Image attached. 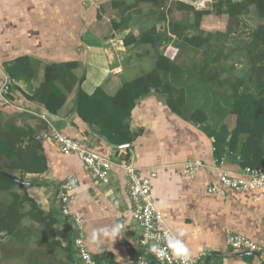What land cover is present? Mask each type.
Masks as SVG:
<instances>
[{
    "label": "crops",
    "instance_id": "crops-1",
    "mask_svg": "<svg viewBox=\"0 0 264 264\" xmlns=\"http://www.w3.org/2000/svg\"><path fill=\"white\" fill-rule=\"evenodd\" d=\"M235 1L243 4L249 0ZM122 2L125 4H114ZM163 4L158 8L145 1L136 4V0H0V124H14L34 135L51 124L101 155L114 160L128 157L142 176L155 173L151 178L155 206L167 227L182 233L180 238L191 256L203 254L201 264H264V193L257 189L227 190L225 194L208 191L210 185H218L217 168L234 175L242 168L229 152L215 165L214 138L205 123L191 117L194 110L202 109L208 124L226 122L228 129L234 126L235 116L227 112L228 96L264 83V46L257 44L251 49L249 44L250 32L264 26V16L251 4L242 5L243 12L232 19L226 12L210 11L196 20L187 6L177 9L172 4V10L164 12L160 9ZM125 19L128 27L119 33L107 32L111 21ZM170 21L178 23V36L170 31ZM152 25L167 36L168 29L179 42L173 60L178 65L176 78L167 79L173 84L174 96L182 95L184 100L179 110H174L162 89L138 98L127 118L133 135L130 143L113 145L97 128L82 121L73 109L78 85L53 114L54 119L43 118L41 111L46 109L16 91L13 100L4 97L3 90L12 86L30 94L43 81L46 64L72 60L77 61L72 71L77 79L82 77L79 85L85 93L91 94L100 86L113 95L125 81L153 69L156 51L148 44H123L129 34L137 37ZM191 36L199 45L188 44L185 39ZM25 57L30 60L33 76L28 81L12 80L7 68ZM41 147L36 156H44L46 167L42 172L23 174L31 184L21 194L32 198L44 215L58 220L46 232L36 222L24 220L26 227L33 224V236L27 246L20 247L23 259L32 250L37 264H83L74 253L69 263L63 250L73 249V223L62 215L58 196L61 182L75 177V198L69 207L84 220L87 251L96 264H134V255L141 251V229L131 216L124 170L113 165L108 182L101 183L77 156L63 155L54 141H41ZM190 158L203 162L193 178L181 174L182 163ZM115 224L125 225L115 241L93 243L95 229ZM226 230L248 237L261 250L232 249L226 243ZM52 240L60 247H53ZM55 250L63 256L57 262L52 255L45 260ZM151 264L156 263L151 259Z\"/></svg>",
    "mask_w": 264,
    "mask_h": 264
},
{
    "label": "trees",
    "instance_id": "trees-1",
    "mask_svg": "<svg viewBox=\"0 0 264 264\" xmlns=\"http://www.w3.org/2000/svg\"><path fill=\"white\" fill-rule=\"evenodd\" d=\"M144 1L159 8L164 0H136V4ZM114 4L123 5L125 3ZM251 4H254L259 16H264V0H249L243 4L235 0H214L212 8L207 10H195L183 3H173V6L177 9L187 6L198 20L202 14L210 11L216 14L226 12L232 19L236 14L243 12L240 8L242 5L247 7ZM170 8L171 6L169 10H172ZM160 13L159 19L164 18V14ZM168 26L172 33L177 36L180 34L178 23L170 21ZM250 35L251 49H255L257 44L264 46V26L253 29ZM167 38L166 33L157 30L155 25L137 37L129 34L124 38L125 46L131 43L148 44L156 51V58L152 70L125 81L113 95L107 94L100 86L96 87L91 94L85 93L79 85L82 77L77 79L72 71L77 67V61L72 60L46 64L43 81L30 94L20 90L17 86H12L3 90L4 97L11 101L15 97L12 93L16 91L28 101H37L47 111L57 114L64 105L67 95L75 85H78L73 109L82 121L92 128H97L113 145L130 143L133 135L129 130L127 118L138 98L149 91L162 89L167 95V102L171 108L179 110L178 108L183 103V96H174L173 84L167 79V76L176 78L178 65L157 50L159 44ZM195 38L191 36L185 40L191 46L199 45ZM30 70L32 67L27 57L18 59L15 66L7 68L12 80L28 81L33 76ZM227 112L235 116L234 126L231 129H228L226 122L208 124L206 114L202 109L194 110L191 117L195 122L205 123L208 134L213 136V156L216 160H220L225 152H229L238 158L241 168L259 167L264 162V83L261 82L254 89L235 90L228 96ZM34 136L30 130L14 124L7 123L4 127L0 124V238H8L10 241L17 242L22 248L28 245L29 238L33 236V224L26 227L23 224L25 219L41 225L44 232L58 220L44 215L32 198L21 194L25 186L31 184L23 179V174L42 172L46 167L44 156H36L42 147L41 142L35 140ZM26 138L28 142L22 146L20 142ZM3 158L5 159L4 164ZM122 158L128 160V157ZM13 170H19V172L15 174ZM51 243L53 247H60L58 241L52 240ZM63 250L69 263H72V246L63 248ZM30 252L33 254L32 250ZM41 254L44 255L43 252Z\"/></svg>",
    "mask_w": 264,
    "mask_h": 264
},
{
    "label": "built area",
    "instance_id": "built-area-1",
    "mask_svg": "<svg viewBox=\"0 0 264 264\" xmlns=\"http://www.w3.org/2000/svg\"><path fill=\"white\" fill-rule=\"evenodd\" d=\"M214 0H164V4L160 9L167 12L173 3H183L195 10H203L211 8ZM162 29V28H161ZM167 29V28H166ZM171 38L164 45L162 54L170 60H174L178 54V48L171 41L174 36L168 32ZM5 101V100H3ZM43 118L46 117L41 114ZM37 141L52 140L54 141L63 155L77 156L85 167L91 172L92 176L101 183H107L109 174L113 165L119 166L124 170L127 179V191L130 198V212L132 218L137 221L141 232L138 240V246L141 251L134 255V264H151V259L156 264H181L180 260L167 249L164 241L161 239L170 229L165 224L161 212L155 206L153 196L151 194V178L155 176L152 172L150 176H142L141 170L137 168L131 160L125 158L111 159L108 156L101 155L95 151L86 148L78 139L70 137L58 131L53 125L42 129L34 136ZM28 140L24 139L20 142L23 146ZM214 164H221L220 160L214 159ZM203 166L200 159L190 158L185 160L181 165V174L185 177L193 178L197 171ZM216 177L218 185H210L208 191L212 193L225 194L227 190L243 191L257 189L264 193V162L259 167L246 166L242 168L238 175H234L224 169H216ZM77 183L75 177H66L60 184L58 196L61 201V213L71 219L73 225V253L83 264H96L93 257L87 251L84 238L83 228L84 220L81 215L73 212L69 204L74 200V189ZM226 243L234 250H248L258 252L259 245L248 237L235 233L230 230L225 231ZM159 242L161 248L166 252L163 258H157L148 249ZM203 254L191 256V264H201L200 258ZM214 264V263H209Z\"/></svg>",
    "mask_w": 264,
    "mask_h": 264
},
{
    "label": "clouds",
    "instance_id": "clouds-1",
    "mask_svg": "<svg viewBox=\"0 0 264 264\" xmlns=\"http://www.w3.org/2000/svg\"><path fill=\"white\" fill-rule=\"evenodd\" d=\"M124 224H115L111 226H105L99 229H95L92 233L93 243H101L104 240L115 241L120 236L121 230L124 229ZM182 233H175L173 231H167L161 238L167 249H170L172 253L180 260L181 264H191V252L180 238ZM157 258H163L166 252L159 242L152 244L149 249Z\"/></svg>",
    "mask_w": 264,
    "mask_h": 264
},
{
    "label": "rangeland",
    "instance_id": "rangeland-1",
    "mask_svg": "<svg viewBox=\"0 0 264 264\" xmlns=\"http://www.w3.org/2000/svg\"><path fill=\"white\" fill-rule=\"evenodd\" d=\"M124 20L122 22H116L108 26V33H119L124 28L128 27L124 24ZM141 29H138V32H140ZM168 38L165 39L159 46L157 47V50L162 51L164 48V45L169 42ZM171 43L178 48L179 42L172 38ZM178 55V54H177ZM177 57V56H176ZM176 60V58L174 59ZM4 239V240H3ZM0 238V264H37V260L35 259V255L31 254V252L26 255L25 259H23L22 252L20 251V244L14 241L8 240V238ZM50 255L53 256L54 262L58 261V258L63 256V253L60 251H52L47 256H45V260L50 258Z\"/></svg>",
    "mask_w": 264,
    "mask_h": 264
},
{
    "label": "water",
    "instance_id": "water-1",
    "mask_svg": "<svg viewBox=\"0 0 264 264\" xmlns=\"http://www.w3.org/2000/svg\"><path fill=\"white\" fill-rule=\"evenodd\" d=\"M41 114H43L45 117L50 118V119H54V115L53 113L46 111V110H42Z\"/></svg>",
    "mask_w": 264,
    "mask_h": 264
}]
</instances>
